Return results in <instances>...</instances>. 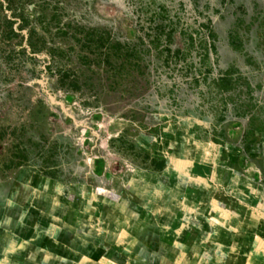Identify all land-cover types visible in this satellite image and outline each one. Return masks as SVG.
Listing matches in <instances>:
<instances>
[{
    "label": "rangeland",
    "instance_id": "1",
    "mask_svg": "<svg viewBox=\"0 0 264 264\" xmlns=\"http://www.w3.org/2000/svg\"><path fill=\"white\" fill-rule=\"evenodd\" d=\"M263 136L264 0H0V205L159 225L162 262L181 192L259 174Z\"/></svg>",
    "mask_w": 264,
    "mask_h": 264
},
{
    "label": "crops",
    "instance_id": "2",
    "mask_svg": "<svg viewBox=\"0 0 264 264\" xmlns=\"http://www.w3.org/2000/svg\"><path fill=\"white\" fill-rule=\"evenodd\" d=\"M218 179L224 190L181 192L178 255L167 253L172 212L164 215L162 262L155 254L159 225L96 223L95 211L36 191L28 204L0 205V264H264V160L259 174Z\"/></svg>",
    "mask_w": 264,
    "mask_h": 264
}]
</instances>
